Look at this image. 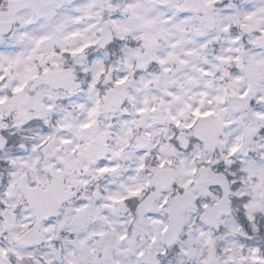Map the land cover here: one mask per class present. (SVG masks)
I'll list each match as a JSON object with an SVG mask.
<instances>
[{
    "label": "clouds",
    "instance_id": "obj_1",
    "mask_svg": "<svg viewBox=\"0 0 264 264\" xmlns=\"http://www.w3.org/2000/svg\"><path fill=\"white\" fill-rule=\"evenodd\" d=\"M261 117L264 0H0L2 264H264Z\"/></svg>",
    "mask_w": 264,
    "mask_h": 264
},
{
    "label": "snow or ice",
    "instance_id": "obj_2",
    "mask_svg": "<svg viewBox=\"0 0 264 264\" xmlns=\"http://www.w3.org/2000/svg\"><path fill=\"white\" fill-rule=\"evenodd\" d=\"M161 63H164V61H161ZM195 115L197 117H199L200 116L199 111H197L195 113ZM205 115H211V113H206ZM261 118H264V117H261ZM136 194H138V193H133V195H136ZM164 203L166 204L167 200H165ZM205 207H207V205H205ZM47 231H51V229L49 228V229H47ZM122 239H123V237H122ZM256 251L257 250H253V253H252L254 259H255V256H256ZM8 255H9L8 250L0 248V264H2L3 260H6L8 258ZM140 255L143 256V253H140ZM17 258L18 259H22V257H20L18 253H17Z\"/></svg>",
    "mask_w": 264,
    "mask_h": 264
}]
</instances>
